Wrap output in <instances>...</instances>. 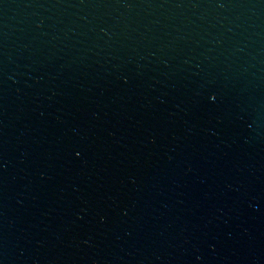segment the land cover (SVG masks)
<instances>
[{"label":"water","instance_id":"water-1","mask_svg":"<svg viewBox=\"0 0 264 264\" xmlns=\"http://www.w3.org/2000/svg\"><path fill=\"white\" fill-rule=\"evenodd\" d=\"M0 264H264V0H0Z\"/></svg>","mask_w":264,"mask_h":264}]
</instances>
